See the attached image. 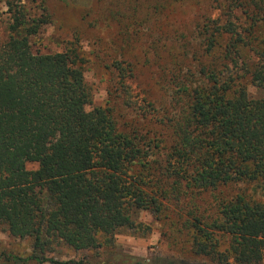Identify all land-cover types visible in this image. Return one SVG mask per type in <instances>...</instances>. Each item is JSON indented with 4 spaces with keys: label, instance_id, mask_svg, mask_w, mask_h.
Segmentation results:
<instances>
[{
    "label": "trees",
    "instance_id": "obj_1",
    "mask_svg": "<svg viewBox=\"0 0 264 264\" xmlns=\"http://www.w3.org/2000/svg\"><path fill=\"white\" fill-rule=\"evenodd\" d=\"M7 4L11 21L0 40V225L12 236L31 237L33 254L6 260L96 264L46 252L54 244L109 249L118 229L135 227L133 208L160 214L164 200L180 203L182 196L238 182L250 188L218 199L210 216L189 211L183 226L192 233L193 254L212 264H262L264 95L251 98L245 79L264 88V0H212L218 17L199 19L197 49L180 47L166 71L167 105L150 100L135 64L112 58L116 104L166 133L122 123L112 105L87 109L82 59L31 47V37L49 22L47 8L33 17L24 4ZM145 62H151L147 54ZM223 236L230 239L224 250ZM108 251L101 264H152Z\"/></svg>",
    "mask_w": 264,
    "mask_h": 264
},
{
    "label": "rangeland",
    "instance_id": "obj_2",
    "mask_svg": "<svg viewBox=\"0 0 264 264\" xmlns=\"http://www.w3.org/2000/svg\"><path fill=\"white\" fill-rule=\"evenodd\" d=\"M7 1L0 0V40L7 37L11 21ZM14 1L24 4L33 17L43 16V6L47 8L49 22L31 37L34 52H68L82 59L80 65L91 92V103L87 109L112 105L118 113H122V123L130 125L133 122L138 128L157 129L164 133L167 130L163 131L160 125L141 115L131 114L116 104L110 95L115 76L111 60L119 58L135 64L139 82L150 100L157 106L167 105L166 84L163 82L170 77L166 71L178 60L174 56L182 46L191 51L197 49L195 27L199 19L218 17L212 0ZM259 31L255 35L260 34ZM146 54L150 64H145ZM245 82L251 98L264 95L262 86L246 79ZM27 167L35 169L37 163L29 162ZM240 188H250V185L231 182L218 190L195 193L193 198L192 193L182 196L180 203L164 200L160 214L150 209L133 208L130 215L135 227L118 229L109 249L152 264H163L167 259L183 260L184 264H212L191 251L192 233L183 226L186 215L191 210H200L210 216L218 199L232 197ZM260 196L264 199V194ZM220 240V248L224 250L230 239L223 236ZM109 249L76 251L64 244H54L46 254L59 260L84 259L101 264L106 261L107 255L110 257ZM11 254L22 257L32 255V238L12 236L5 226L0 225V264H14L6 260V255Z\"/></svg>",
    "mask_w": 264,
    "mask_h": 264
}]
</instances>
